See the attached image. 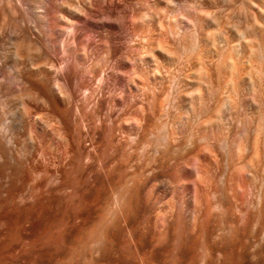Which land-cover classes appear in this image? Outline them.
Segmentation results:
<instances>
[{
	"label": "bare ground",
	"instance_id": "6f19581e",
	"mask_svg": "<svg viewBox=\"0 0 264 264\" xmlns=\"http://www.w3.org/2000/svg\"><path fill=\"white\" fill-rule=\"evenodd\" d=\"M0 264H264V0H0Z\"/></svg>",
	"mask_w": 264,
	"mask_h": 264
},
{
	"label": "rangeland",
	"instance_id": "374dc122",
	"mask_svg": "<svg viewBox=\"0 0 264 264\" xmlns=\"http://www.w3.org/2000/svg\"><path fill=\"white\" fill-rule=\"evenodd\" d=\"M33 9H34V8H33ZM34 10H35V11H37V10L39 11V9H37V8L34 9ZM64 27H65V28H64ZM63 29H65V31H66V32H65L64 30H63L64 32L62 31V35H63L64 33H66L64 36H62V37H64V38H63V39H64L63 41H65V40H66V36L68 35V36H67V38H68L69 35H70V32H69V31H70L71 27L63 26ZM68 30H69V31H68ZM62 37H61V38H62ZM61 38H60V40H61ZM92 38H93V40L97 39L95 36H94V37L92 36L91 39H92ZM56 49H57V50H56ZM56 49H55V50H56L57 53H59L60 50H62V48L59 49V47L56 48ZM57 53H56V54H57ZM57 55H58L59 57L62 56V55H64L63 50H62V52H60V53L57 54Z\"/></svg>",
	"mask_w": 264,
	"mask_h": 264
}]
</instances>
